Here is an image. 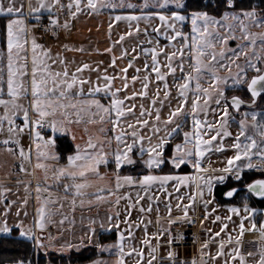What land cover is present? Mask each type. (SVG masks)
Listing matches in <instances>:
<instances>
[{"label": "snow or ice", "instance_id": "obj_1", "mask_svg": "<svg viewBox=\"0 0 264 264\" xmlns=\"http://www.w3.org/2000/svg\"><path fill=\"white\" fill-rule=\"evenodd\" d=\"M17 0H7V6L3 2H0V16L7 17L6 23V50L0 51V134L7 132L6 138L0 140V144L5 146V150L12 154L19 151V156L23 160L30 159V149L28 152L25 151L21 145V136L28 130V135L33 144H36L37 152L40 156H46V152L42 151V148H47L49 145H53L54 141L52 138L45 139L39 129H43L45 126L51 129L52 132H63L66 130L67 125L72 123L79 124L81 122L82 114L89 116L88 123H97L96 117L99 118L100 123H104L106 120L111 123L112 131L115 134L116 148L113 152L104 151L105 142L96 140L94 141L89 137L86 145L81 148L80 145L76 146L74 154L67 157L66 165L59 167L56 171L55 179L59 181L62 177L70 180L71 183L64 184L65 193L72 192L74 196L83 197L87 193L85 189L91 186L89 182V176H95L99 180L103 181L106 179L99 171L101 166H107L109 164V158H113L116 169H120L122 164H134L137 161L132 159L130 155L133 149L140 145L137 155L140 157V163L143 164L149 174L143 175L139 179V185L145 193H148L150 188L154 185H158V190L171 197V193L167 192L166 185L169 182L172 183V187L177 191V199L183 200L185 197L179 196V189L181 187H187L189 182H195L197 185V191H193L188 196L189 204L184 205V215L182 217H171V205H167L168 211V225L167 229H164L158 233H154L153 237L159 241L160 235L164 232L168 233V244L174 242V238L171 234V226L182 220H186L191 223V219L188 217V207L194 203L197 194H199L205 208L211 201H203L205 190L208 193L213 191L214 182L224 183L229 175L239 182L243 179V172L245 170H254L261 174H264V110L259 114L255 111L248 113L245 112L242 118L239 120L238 133L231 144V148L234 150V154L227 158L226 166L220 169H210L203 165V158L206 154L211 155L214 151L220 153L225 151L224 140L225 138L231 137L232 133L229 131V120L230 111L229 108L239 111L242 105L245 104L240 97L233 95L230 100L225 96V90L220 88V84L227 85L228 81H232L233 87L246 85V90L251 96V104L255 105L258 98H264V67H261V63H264V32L253 33L249 31L250 26L257 28H264V16H261L256 12L255 9L242 11L240 14H231V19L240 22V32L242 33V39L246 41L245 44L237 45L236 49H226L228 37H220L218 34L210 31V26L215 28L220 22L216 21L213 17L209 16L206 12L196 11L191 13V34L184 33L178 24H182L186 20L185 15H181L179 11L172 10L169 6L173 5L176 9H182L185 7L182 0H152V7L158 9V11L149 12L146 15H116L109 18L108 29L109 36L113 25L119 21H128V32L126 35H132V23L137 22L136 33L139 34V21L143 20L148 23L152 17H156L160 21V25L153 27L152 32L158 37L161 31L164 32V38L168 41L164 47L159 46V40L156 42L155 47H145V44L151 45L152 40L148 39L142 41L139 45L132 48L134 56L128 59L126 67L120 68L119 73L116 75H108L107 69L101 72L100 63L95 68H92L88 63H83L75 68V71L71 74L68 71V61L62 55L57 53L56 57L53 58L51 50L44 48L41 44L37 43L36 39L32 37V28L26 23L25 17H31L38 24L42 20L44 14H47L48 25L46 31H53L56 29L63 28L68 30L70 28L71 20L78 17L80 14H86L88 16H100L106 10H115L116 8L127 7L129 9L135 8L136 6L128 3L125 5L123 0L118 4L115 0H68L65 5L62 0H28L27 13L23 11V4L20 7L16 6ZM228 8L234 7V0H226ZM143 9L149 8L148 0H144L141 5ZM55 9V11H53ZM67 9V17L63 24L59 22V16ZM165 9L170 12V15L165 14ZM230 13L225 12L223 19H228ZM247 21L248 23H246ZM202 22V23H201ZM171 30L169 34L168 30ZM229 31L232 30V26H228ZM145 36L148 35L147 28L144 30ZM177 38H181L183 43L179 49H175L172 45L173 41ZM232 36V39H235ZM125 39V35H121L118 41L114 43H121ZM220 44V51H212L210 54L208 49H214L216 44ZM30 42L31 44V73H30V95L31 100L29 106L21 104L20 99L27 98L29 95V87L25 82V77L29 76L28 72V55L25 49V45ZM257 44H259V50H257ZM168 47H173V51H166ZM185 49L190 53V59L193 61L190 64L191 71L185 72L183 63L176 64L174 66L173 61L179 55L180 61L185 59ZM66 51H83V48L70 49L67 45L64 46ZM106 52H112V47L105 49ZM24 52V55L21 53ZM230 52L231 55L227 53ZM140 56L145 58L143 68L145 75L141 78L139 75L141 69L136 68V74L130 79L133 84L137 81L141 83V90L139 92L132 91L128 94L129 89V77L127 76L128 69L133 66L134 60ZM151 57V64L148 63V57ZM160 56H163L164 63H161ZM207 63L204 62V57H209ZM243 56L245 63L241 65L237 63L239 58ZM128 57L127 50L121 52L120 59ZM251 57V58H250ZM6 60V95L7 99L3 98L5 90L3 87L4 73H3V62ZM117 58L113 57L109 67H116ZM59 63L63 66V71H53L52 65ZM235 65L237 71L233 75L231 68ZM177 68H179L180 76H176ZM162 69H166L162 71ZM218 69H228V75L220 77L217 75ZM85 70L91 72H97L96 81L93 82L91 78H83L82 74ZM252 71L254 75L248 77V72ZM154 74L155 82L157 84L156 92L153 94L150 100V107L145 109L143 104L140 106V117L136 119L135 124L128 123L127 128L130 132L121 130L117 133V127L121 124L123 119H126L127 115H134L133 109L135 104L130 107H125V101L134 100L137 96L140 98L148 97V88L152 83V75ZM172 76V85L170 87L167 77ZM207 76L210 81L209 87H203L201 80ZM119 79L121 81V87L113 89L114 81ZM182 81V82H178ZM89 85L87 95L89 97H95L99 93H104V98L109 100V103L105 105L100 99H81L85 95L84 85ZM163 85V99L160 98V85ZM194 85V86H193ZM171 88H175L177 92L176 99L178 101L175 108L171 107ZM124 92L123 98H120L119 93ZM218 92V96L215 99L216 107L211 109L216 119L208 121L207 116L209 112V102L212 99V93ZM189 95L191 99V112L185 113V109L189 103ZM75 97V100L73 99ZM224 103L221 107V100ZM165 100L169 101V113L167 118L163 121L165 125V135L159 137L155 144L152 143L153 136H158L161 132V128L158 124L161 122V109L164 107ZM203 100V103L200 101ZM159 103V107H156ZM95 109V111H93ZM71 110V111H69ZM31 111V116H30ZM60 112L62 116L61 121L52 119L49 121L48 117H55L57 112ZM153 112L155 113L152 121V126L149 131L153 134L147 137L148 146H144L145 136L140 134L139 129H143L149 126L150 120L143 119L145 115L152 118ZM203 113L204 119L201 120L200 114ZM114 114V115H113ZM71 115H75L76 119H70ZM251 116V124L248 123V117ZM189 116L191 118V129L189 131H183V142L176 143L172 148L171 155H166V146L169 145L170 141L180 134L181 130L187 123ZM20 118L22 123L17 124L16 119ZM35 117V118H33ZM177 117L182 119L178 122ZM233 122L235 118L232 117ZM5 124L7 128L5 129ZM175 125L168 129V125ZM139 126V128L137 127ZM100 131L103 133L104 128ZM251 132V134H250ZM130 136L132 139L131 143L126 142V137ZM208 137L205 139V137ZM259 137V139H257ZM75 139V137H73ZM219 141V143H216ZM107 147H112L111 139L107 140ZM122 146V147H121ZM146 155V158H145ZM53 159H59L55 154L52 156ZM253 158L259 161V163H253ZM169 164L174 169H181L182 166H191L195 169L197 175H176V174H165L155 175L152 174L155 170L160 169L162 165ZM38 168L44 167V165L37 164ZM21 172H25L26 169L21 165ZM222 173L219 176L206 175L209 172ZM115 178V189L111 187H100L96 192L92 193L95 197L96 203L105 202L107 197L101 193H107L108 196H112L115 192H118L125 184L132 186L134 180L131 176H121L119 172L114 175ZM17 183H20L17 181ZM244 188L246 189L245 195L242 198V207L245 215L241 216V208L237 206L229 207L228 211L235 214L240 218V235L242 236L245 231L258 232L259 240L264 242V220L256 222L254 219L257 214V209L251 207L249 201L253 198L257 200H264V178H257L251 182L245 183ZM47 190V189H45ZM74 190V191H73ZM10 189L0 186V202L4 201L6 192ZM28 191L25 186V192ZM37 201L39 207L36 208V217L33 221V227L35 229L43 230L45 222L48 217L53 215L51 209L47 207L54 201L44 199L41 202L39 196L40 188L37 186ZM238 192V189L233 187L224 193L226 197H233ZM137 201L139 204L140 197L137 193ZM128 195L117 196L115 203L119 204L121 199H128ZM149 206L147 209L140 207L141 213L151 212V202L153 197L147 196ZM158 199V197H157ZM12 202H8L4 209V223L0 227V232L8 233L10 231L9 225L7 224L8 211ZM72 207L75 208L76 201L72 200ZM84 201L81 200V205ZM91 203V202H90ZM24 204H27V197L24 199ZM131 207V205H129ZM177 208L181 205L178 203ZM158 211V210H157ZM215 211V209H213ZM130 212L128 216H130ZM28 215L27 212L24 213ZM19 216V211H17ZM128 216L125 217L124 223H128ZM208 213L205 212V219H207ZM231 216L227 217L231 220ZM216 221H219L221 217L216 216ZM109 224L111 225L112 217H108ZM117 220H119V214L117 213ZM245 220H250L251 227L245 229ZM215 222V221H214ZM151 223V221H148ZM159 223V218L157 219ZM16 228L20 229L19 234L21 236L32 237V229L26 228L23 221L18 222L15 225ZM116 230L118 233L116 242L112 245L100 246L98 248L101 251H109L115 249L116 259L113 264H125V256H131L135 254L139 257L137 264H141L143 260V250L137 251L129 245V249L125 251V236L119 232V223L116 224ZM139 227V224H137ZM227 225L221 227V232ZM145 236L142 240V244L149 246L150 259L147 264H153V261L157 259L154 255L156 248L151 247L150 238L147 234V224L144 225ZM210 231V230H209ZM128 237H132L133 232L131 225L127 232ZM219 236L220 232L214 234ZM91 239V237H89ZM240 237H237L239 242ZM231 242V237H229ZM36 247H43L41 240L36 239ZM72 247V245H68ZM208 247L206 241L201 245V261L203 262L204 256L207 255L203 252V249ZM225 244L221 242L215 255L211 256L213 261H216L219 257L227 256L225 264H234V261L239 259L240 264H246L244 256L240 254V249L237 247L233 251H229L227 254L224 251ZM259 258L255 261V264H264V243H261L258 252ZM248 256H253V253L249 252ZM177 254L173 251H169L167 259L172 261V264H187L186 261H177ZM22 264V262H21ZM93 264H108L107 261H94ZM191 264H197L195 258H193Z\"/></svg>", "mask_w": 264, "mask_h": 264}, {"label": "rangeland", "instance_id": "obj_2", "mask_svg": "<svg viewBox=\"0 0 264 264\" xmlns=\"http://www.w3.org/2000/svg\"><path fill=\"white\" fill-rule=\"evenodd\" d=\"M116 3H120L121 0H115ZM184 4V0H182ZM123 3L127 5L128 3H131L135 5V8L129 9L127 7L124 8H116L115 10L109 9L111 12H109V16L107 18V23H109V18L114 17L116 15H146L149 12L158 11V9L152 7V0H148L149 8L143 9L141 5L144 3V0H123ZM172 10L179 11L180 9H176L173 5L169 6ZM183 9V8H182ZM252 10V9H250ZM256 10V9H255ZM165 14L170 15V12L165 9ZM243 10H228L226 12L230 13L228 19H223L224 13H222L219 16H214L211 14H207L211 17H213L216 21H219L220 23L215 27L212 28L210 26L209 30L213 31L214 33L218 34L220 37L227 36L228 40L225 45L226 49H236L237 45L245 44L246 41L242 39V33L240 32V22L234 21L231 19V14H240ZM245 11V10H244ZM248 11V10H246ZM258 14L261 16H264V14L259 13V11L256 10ZM191 13H181V15H185L187 18L182 24H178V27L186 34H191ZM64 17V16H63ZM65 21V18H64ZM248 23L247 21H245ZM64 23V22H63ZM132 23V35H126L129 28V22L128 21H119L116 22L113 25L111 35L116 40H119V37L121 35H125V39L119 43V56H121L122 49L127 50L128 57L124 59H120V62L116 64L115 68H109V75H116L119 73V69L126 67L128 64V59L135 55V53L132 52V48L139 45L142 41H146L148 39L152 40V44L148 45L145 44V47H155L157 40H159V46L164 47L166 44H168V41L164 38V32L161 31L160 35L157 37L154 32H152V28L160 25V21L156 17H152L148 23H145V21L141 20L139 21V34L136 33L135 29L137 26V22L133 21ZM202 23V22H201ZM232 26V30L229 31L228 26ZM33 28V27H32ZM147 28L148 35L145 36L144 30ZM169 34H171V30L169 29ZM249 31L253 33H261L264 32V28H257L255 26H250ZM37 34V33H36ZM232 36H235V39H232ZM38 37V35H37ZM61 37V35H60ZM39 40V37H38ZM183 43L181 38H177L176 41L172 42V45H174L175 49H179L181 47V44ZM213 43L216 44L214 49H208L209 54L214 50L217 53L220 51V44L216 43L215 40H213ZM173 47H168L166 51H173ZM257 50H259V44H257ZM228 55H231L230 52L227 53ZM209 57H204V62L207 63ZM251 58V57H250ZM148 63L151 64V57L148 58ZM145 58L143 56H140L138 59L134 60L133 66L128 69L127 76L129 77V89L127 90L128 94H130L132 91L139 92L141 90V83L140 81H137L135 85L133 86L131 82V77L136 74V68H140L141 71L139 75L141 78L145 75V70L143 68ZM161 63H164L163 56H160ZM183 63L185 72H190V64L193 63V61L190 59V53H188L187 49H185V59L183 61H180L179 55H177V58L173 61L174 66L179 63ZM237 63L244 65L245 60L244 57L241 56ZM261 67H264V63H261ZM116 72H112V71ZM162 71L166 72V69H162ZM232 74L234 75L237 71L235 65L231 68ZM114 73V74H113ZM217 75L220 77H224L228 75V69H218ZM254 73L250 70L248 72V77L250 78ZM176 76H180L179 68H177ZM168 83L171 87L172 85V76L169 75L167 77ZM115 82L121 83L119 79L114 81L113 89H115ZM182 82V81H178ZM201 84L203 87H209L210 81L207 76H205L201 80ZM194 86V85H193ZM157 84L155 82L154 74L152 75V83H150L148 88V97L147 98H140L137 96L134 100L131 101H125V107H130L132 104H135V108L133 109L134 115H127L126 119H123L121 124L117 127V133L121 130L130 132L131 130L127 128L128 123L135 124V121L137 118L140 117V106L143 104L144 108L147 109L150 107V100L153 97V94L156 92ZM161 91H160V98L163 99V85H160ZM220 88L225 90V96L226 98L230 99L233 95L240 97L245 103H251V97L249 96L246 85L241 86H235L233 87L232 81L229 80L227 85L221 83ZM125 93L119 94L120 98H123ZM177 92L175 88H171V107L175 108L177 106ZM218 96V92L212 93V99L209 102V112L207 116L208 121H213L217 117L213 114L211 109L216 107L215 99ZM191 99L192 96L189 95V103L187 108L184 110L185 113L191 112ZM200 103H203V100L200 101ZM223 99L221 100V107L223 106ZM159 103H157L156 107H159ZM169 101L165 100L164 107L161 109V122L158 124V126L161 128V132L158 136H153L152 143L155 144L159 137H163L165 135V125L163 124V121L167 118V115L169 113ZM264 110V99L258 98L257 103L255 105L250 106H243L239 109V111L232 110L229 108L230 111V120H229V131L232 133L231 137L225 138L224 140V146L225 151L216 153L212 152L211 155L206 154V156L203 158V165L206 168L210 169H220L226 166L227 158L232 156L234 154V150L230 147L233 143V140L235 139V136L238 133L239 128V120L242 118L243 113L248 112L251 113L253 111L257 112L258 114ZM155 113L153 112V117L150 118L147 115L143 117V119H149L150 123L148 127H145L143 129H139L140 134L145 136L144 146L147 148L148 141L147 137L150 135H153L149 128L152 126V121L154 119ZM232 117L235 118V122H233ZM201 120L204 119L203 113L200 114L199 117ZM177 121L179 122L182 118L177 117ZM248 123L251 124V116L248 117ZM175 125H168V129L171 130L172 127ZM139 128V126H137ZM191 129V118L189 116V119L183 129L181 130L180 134L177 135L174 139H172L169 143V145L166 146V155H171L172 148L176 143H182L183 142V131H189ZM251 134V132H250ZM115 134L113 135L112 141V147L109 148V152L115 151L116 148V141H115ZM208 137L206 136L205 139ZM259 139V137H257ZM126 142L131 143L132 139L130 136L126 137ZM216 143H219L217 141ZM122 147V146H121ZM140 145H137L133 152L130 154L132 156V159L137 161L134 164H122L120 169H116L115 164L113 162V158L110 157L112 162L109 163L108 166H106V169L108 171V174L104 173V176L106 177L105 180L101 181L96 177H89V182L91 186L87 189H85V192L87 193L83 197L74 196L72 192L65 193L64 189L58 190L57 188H47L44 187L43 189H40L39 196L41 197V202L44 199H48L51 201H54V203L49 204L47 207H49L53 213L50 217L47 218L45 222V227L41 231L39 229L38 233L40 238L42 239L43 245L49 246L51 252L57 253L58 255H67L71 252V250H77L84 246L91 245L97 248V254L98 257L93 259L92 261L86 263V264H93L94 261L100 260V261H107L108 264H113V261L116 259L115 256V249H111V254L109 251H101L98 248L99 242V235L100 234H106L113 231V233L116 235V239L118 236L117 230H116V224L119 223V232L122 233L125 236V251L127 252L129 249V245L132 248H135L137 251L143 250V260L141 261V264H147V261L150 259L149 255V246L142 244V240L145 236L144 231V225L147 224V234L150 238L151 247L156 248V252L154 255L157 257L155 261H153V264H172V261L167 259V254L169 251H173L177 254V261H186L187 264H191L193 258H195L197 264H225V259H228L227 256L219 257L216 261H213L211 259V256L215 255L218 246L221 242H224L225 247L224 251L227 254L229 251L233 252V255H235V252L233 251L237 247L240 249V254L244 256L246 264H255V261L258 260L259 255V247L261 243H264L259 240V234L258 232H248L245 231L244 234L240 235V218L236 216L235 214H232L228 211L229 207L237 206L241 208V216L245 215L243 212L242 207V198L245 195L246 189L244 188V184L251 182L250 179H257V178H264V174H261L259 172H256L254 170H245L243 172V179L239 182L235 181L231 175L228 176V178L224 181V183H218L214 182L213 190L216 186L220 184H227L228 190L230 188H237L238 192L229 199L218 201L213 196V191L211 193H208L205 190L203 201H211V203H208L207 208H205L204 203L202 202L199 194H197L195 201L193 204H191L188 207V217L191 219V223H188L186 220H182L180 222H177L171 226V234L174 238V242L169 246L168 244V233L164 232L163 235H160L159 241H157L154 237V233H158L164 229H167L169 227L168 225V211H167V205H171V217L172 219H175L176 217H182L184 215V205L189 204L188 196L192 194L193 191H197V185L195 182L190 181L189 185L187 187H181L179 189V196L185 197L183 200L177 199V191L175 188L172 187V183L169 182L168 185H166L167 192L171 193V197L167 196L165 193H162L158 190V185H154L150 188L148 193H145L142 188L139 185V179L146 174H149L148 169L141 164L140 157L137 155ZM146 158V155H145ZM253 163H259L258 160L253 158ZM105 171V170H104ZM106 172V171H105ZM116 172H119V174L123 176H131L134 180V184L132 186H128L127 184L124 185L123 188H121L118 192L114 191V194L112 196H108L107 193H101L102 195L106 196L107 199L105 202L96 203L95 197L92 195V193L96 192L98 188L100 187H111L115 189V178L114 175ZM152 174L155 175H165V174H176V175H187L189 177L197 175L195 169H193L191 166H182L181 169H174L171 165L165 164L162 165L160 169L155 170ZM222 173L220 172H209L206 175H216L219 176ZM249 180V181H248ZM235 182V183H233ZM47 189V190H45ZM74 191V190H73ZM137 193H139L140 197H144L143 199H140L139 204L136 203L138 197ZM37 191L32 192L31 190H28L27 193L23 194V196L27 197V204H24V199L16 200L15 197H12V200L10 202L11 206L8 211L7 216V224L9 225L10 231L8 233L0 232V236H9L12 229H15V225L23 221L26 228H31L33 230V221L36 217V208L39 207V203L36 199L37 197ZM125 194L128 195V199H121L119 204L115 203V199L117 196H125ZM15 195V194H14ZM151 195L153 197V200L151 202L152 210L151 212H144L141 213L139 211L140 207H144L145 209L149 206V201L147 199V196ZM16 196V195H15ZM158 197V199H157ZM75 199L76 204L75 208L72 207V200ZM81 200L84 201L83 205H81ZM23 202V204H22ZM91 202V203H90ZM264 202V200H263ZM180 204L181 207L177 208L176 205ZM251 207L257 209V214L255 215L254 219L257 223L259 221L264 220V209H259L255 207V200L254 198L249 201ZM131 205V207H129ZM215 209V211H213ZM158 210V211H157ZM17 211H19V216H17ZM27 212L28 215L25 216L24 213ZM131 213L130 216H128V213ZM205 212L208 213L207 219H205ZM117 213L119 214V220H117ZM112 217L111 225L109 224L108 217ZM128 216V223H124L125 217ZM216 216L221 217L219 221H216ZM231 216V220H228L227 217ZM4 215L0 216V227H2L4 223L3 219ZM159 218V223H157V219ZM194 220V221H193ZM197 220V222H196ZM148 221H151V223H148ZM215 221V222H214ZM137 224H139V227H137ZM227 225V227L224 229L223 232H221V227L223 225ZM129 225H131V230L133 232L132 237H128L127 232L129 230ZM245 229H248L251 227L250 220H245L244 222ZM15 227V228H14ZM49 230L48 233L52 231V236H48V234H45L46 230ZM210 230V231H209ZM220 232L219 236H215L214 234ZM240 237L239 242H237V237ZM25 239H31L27 236H21ZM91 237V239H89ZM229 237H231V242H229ZM116 239L110 243H106L100 246L105 245H112L116 242ZM208 242V247L203 249V252L207 255L204 256L203 262L201 261V245L205 242ZM68 245H72V247H68ZM34 257L37 256V254H44L48 251H44L40 248L34 247ZM253 253V256H248V253ZM125 264H137V260H139V257L135 254L131 256H125ZM61 264V263H58ZM234 264H240L239 259L234 261Z\"/></svg>", "mask_w": 264, "mask_h": 264}, {"label": "crops", "instance_id": "obj_3", "mask_svg": "<svg viewBox=\"0 0 264 264\" xmlns=\"http://www.w3.org/2000/svg\"><path fill=\"white\" fill-rule=\"evenodd\" d=\"M0 2H3L5 6H7V0H0ZM33 3H35V0H32ZM21 3L23 4V11L27 13V4L28 0H17L16 6L20 7ZM62 3L65 5L68 3V0H62ZM55 11V9L53 10ZM110 10L104 11L100 16H88L86 14H80L77 18L71 20L70 22V28L68 30H65L61 28V37L53 44L50 45H43L38 40L36 30L35 28H32L31 36L34 37L37 41V43L41 44L44 48L51 50V55L53 58L56 57L57 53L62 55L66 60L69 62L67 67L68 71L71 74L75 71V68L77 66H80L83 63H88L92 68H95L98 63H100L101 72L104 69H107L108 75H109V64L113 57L117 58L116 64L120 62V56H119V43H114L115 40L113 36H109V29H108V23L107 18L109 16ZM44 16H47V14H44ZM64 16L65 20L68 19L67 17V9L64 10V12L60 15ZM26 23L29 24L30 22H33L34 20L31 17H25ZM6 23H7V17L0 16V51L6 50ZM67 45L70 49H76V48H83V51H66L64 50V46ZM112 47V52H106L105 49ZM25 49L27 51L28 55V72L29 76L25 77V82L27 86L29 87V95L27 98H21L20 103L29 106V102L31 100L30 95V73H31V44L30 42L25 45ZM24 55V52L21 53ZM53 71H63V66H61L59 63H56L51 66ZM112 72H116L115 69ZM3 73H4V83L3 87L5 90L4 97L7 99L6 95V60L3 62ZM114 74V73H113ZM83 78H91L93 82L96 81L97 75L99 73L97 72H91L85 70L82 74ZM121 83L115 82V88L121 87ZM89 85H84V93L85 95L81 97V99H100L102 103L107 105L109 103L108 99L104 98V93H99L95 97H89L87 95ZM123 92L119 93L122 94ZM75 100V97H73ZM2 108H0V113H2ZM71 111V110H69ZM95 111V109H93ZM114 115V114H113ZM31 116V111H30ZM35 118V117H33ZM49 121L52 119H55L56 121H61L63 118L58 111L55 115V117H48ZM70 119L75 120V115H71ZM89 116L87 114H82L81 116V122L79 124L72 123L71 125L66 126V130L63 132H52L50 128L45 126L47 128V132L42 133V136L45 139L52 138L54 141L53 145H49L47 148H42L41 150L46 152V156H40L37 152L36 144H33L30 140V137L28 135V130H25V133L21 136V145L24 147L25 151L28 152L30 149V159L29 160H23L19 156L18 149L16 150L15 154H12L10 152H7L5 150V146L0 144V186L6 187L10 189L9 192H6L4 194L5 199L4 201L0 202V216L4 215V209L5 205L12 200V197H15L16 200L25 199V196L23 194L27 193L25 192V186H27L28 190H31L32 192H35L37 189V186H39L40 189H43L44 187L47 188H57L58 190L64 189V184L71 183L70 180H67L65 178H61L59 181L55 179L56 171L59 167H62L66 165L67 158L65 161L61 162L60 159H53L52 156L55 154L57 157H59V152L57 149V138L59 137H67L68 140L73 145L75 151L76 146L80 145L81 148H83L89 137H91L94 141H104L105 147L104 151L109 152V147H107V140L113 138V131L111 127V123L109 121H105L104 123L99 122V118L96 117L97 123L90 124L88 123ZM17 124H21L22 121L18 117L16 119ZM7 128V124H5V129ZM101 128H104L105 131L102 133L100 131ZM7 132L5 131L3 134H0V140H3L6 138ZM75 137V139H73ZM74 151V153H75ZM73 153V154H74ZM112 162V160L109 158V163ZM37 164L44 165L42 168H38ZM23 165V167L26 169L25 172L20 171V167ZM109 165V164H108ZM107 165V166H108ZM106 172H105V171ZM99 171L102 175L104 173L108 174V171L106 169V166H101L99 168ZM104 172V173H103ZM106 176V175H105ZM89 177H95V176H89ZM19 181L20 183H17ZM16 196H15V195ZM23 204V202H22ZM15 228V227H14ZM12 230H16L18 233V236L20 238L21 235L19 234L20 229L15 228ZM11 230V232H12ZM45 234L48 236H52L51 233H48V229L45 231ZM25 239V238H22ZM36 239L42 240L39 236L38 230L33 227L32 230V237L29 239L30 241H33L34 245L36 246ZM28 240V239H26ZM43 247L47 248V251L50 250L49 246L43 245ZM43 247L40 249L43 250ZM78 250V249H77Z\"/></svg>", "mask_w": 264, "mask_h": 264}, {"label": "trees", "instance_id": "obj_4", "mask_svg": "<svg viewBox=\"0 0 264 264\" xmlns=\"http://www.w3.org/2000/svg\"><path fill=\"white\" fill-rule=\"evenodd\" d=\"M255 0H236L234 7L228 8L221 2L215 4H202L198 0H184L185 7L180 9L181 13H190L196 11L207 12L208 14L219 16L228 10H250L256 9L259 13L264 14V0H260L259 5H254ZM249 94V93H248ZM250 96V94H249ZM264 99V98H262ZM57 149L61 162L72 155L75 151L73 145L67 137L57 138ZM251 181L254 179H250ZM249 181V180H248ZM235 183V182H233ZM227 184H220L213 190V196L218 201L229 199L224 193L228 191ZM255 207L264 209L263 200L255 199ZM116 239V235L112 232L100 234L98 242L100 245L110 243ZM35 245L33 241L22 239L18 236L16 230H12L9 236H0V264H30L35 259L39 264H86L98 257L97 248L91 245L84 246L78 250H71L67 255H58L57 253L48 251L44 254H37L34 257Z\"/></svg>", "mask_w": 264, "mask_h": 264}, {"label": "built area", "instance_id": "obj_5", "mask_svg": "<svg viewBox=\"0 0 264 264\" xmlns=\"http://www.w3.org/2000/svg\"><path fill=\"white\" fill-rule=\"evenodd\" d=\"M198 1H200L202 4H215L216 2H219V3L221 2L222 4L227 6L226 0H198ZM235 1L236 0H234V3H235ZM259 2H260V0H255L254 5H256V6L259 5ZM59 22H60V24H63V22H64V17L63 16H59ZM28 25H29V27L35 28L36 33H37V35L39 37V41L43 45L53 44L60 38L61 28L60 29H56L55 33H53V31H46L45 30L46 26L48 25L47 16H43L42 20L39 22V24L34 20L33 22H30ZM39 130L42 133L47 132V128L46 127H44L43 129H39ZM196 222H197V220H196ZM43 250L47 251V248L43 247ZM16 264H19V263H16ZM30 264H39V263L35 259Z\"/></svg>", "mask_w": 264, "mask_h": 264}, {"label": "water", "instance_id": "obj_6", "mask_svg": "<svg viewBox=\"0 0 264 264\" xmlns=\"http://www.w3.org/2000/svg\"><path fill=\"white\" fill-rule=\"evenodd\" d=\"M250 105H252L251 103H245V106H250Z\"/></svg>", "mask_w": 264, "mask_h": 264}, {"label": "flooded vegetation", "instance_id": "obj_7", "mask_svg": "<svg viewBox=\"0 0 264 264\" xmlns=\"http://www.w3.org/2000/svg\"><path fill=\"white\" fill-rule=\"evenodd\" d=\"M251 97V96H250ZM230 100V99H229ZM243 106H245V104L244 105H242L241 107H243ZM232 110H234V109H232Z\"/></svg>", "mask_w": 264, "mask_h": 264}]
</instances>
